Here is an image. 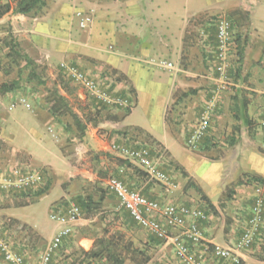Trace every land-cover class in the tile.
Wrapping results in <instances>:
<instances>
[{
  "label": "crops",
  "instance_id": "crops-1",
  "mask_svg": "<svg viewBox=\"0 0 264 264\" xmlns=\"http://www.w3.org/2000/svg\"><path fill=\"white\" fill-rule=\"evenodd\" d=\"M46 4L42 13L39 14H35L34 11L27 16L14 15L10 11L2 16L0 18V37H8L10 34L19 37L22 42V54L44 67L47 66L50 73L55 71L56 60L62 57L71 58L81 65L80 69L96 78L103 77L105 73L116 71L125 81L117 84L114 90L120 96H125L128 89L131 88L136 104L127 117H124L123 111L109 112V109H106L102 111L97 121H85L86 130L82 139L77 138L78 132L73 123H70L73 126V131L65 132L59 121L60 118L54 117L51 109H35L29 115L30 117L26 118L28 122L29 120L46 121L48 125L58 126L55 142L52 141L55 146L42 143V150L39 151L15 147L8 140L10 116L8 113V128L4 136L11 148L21 155L30 156L36 169L48 171L52 178V184L48 192L32 204L0 209V223L8 219L17 220L21 224L29 226L46 245L55 234V224L53 221L48 223L46 220L35 218L36 207L41 204V201H48L46 204L47 215L52 220L51 214L54 207L56 205L60 208L65 206H60L57 203L66 198L62 187L71 179L81 177L90 182L99 183L100 186L106 181L105 176L109 175L108 178H111L117 169V173H124L125 179L130 181L128 186H135V189H139L138 191L148 198L162 203H166L168 200V203L185 205L192 209L204 207L209 210L208 220L199 223L204 242L199 247L198 256L202 259V264H205L209 258L217 260L206 253L205 244L235 248L249 215V212L244 215V207L248 201L251 203L253 199L252 185L245 181L242 184L239 182L244 175L264 179V0H224L223 2L222 0H46ZM10 5L14 7L15 3H10ZM238 9L249 15V25L243 60L239 63V66L242 67L241 71L246 74V77L244 76L245 83L243 85L235 84L234 87L246 90L248 95L254 99L246 101V111L241 109L240 132L236 136L237 142L224 153V156L211 159L206 156L205 152L201 153L200 150L191 149L194 153H198L205 163L215 164L218 167L217 174L208 171L207 175L201 177L207 188L211 189L213 185L215 187V183L217 184L215 189L208 192L192 173L194 163L196 167L202 161L185 154L184 156L193 160L188 161L181 157L179 159L178 148L173 151L172 147H175L174 140L178 138L184 137L187 141L183 131L185 123L195 121L197 124L202 109L207 104L213 103L215 106L216 104L213 99L204 100L207 96L202 93H206V90L198 92L200 96L196 101L187 104L180 102L174 105V103L177 100L178 91L187 93L189 89H195L206 80L213 81L217 85V79L210 78V76L204 78L200 75V80L186 79L188 71L170 72L160 68L159 63L168 60L179 67V61L183 55L186 56L188 53L187 49L191 50V53H188L190 60L194 59L193 56L197 55L196 49L188 46L186 36L201 28V24L204 26L202 20L211 16L226 15ZM78 12L89 14L93 18L92 23L86 29L80 28L76 18ZM227 18L229 19V17ZM231 23L233 28V22L231 21ZM190 43L194 44L192 41ZM3 50L7 55L8 48L2 42L0 43L1 54ZM234 55L233 49L227 65H231V59L236 60V55ZM199 60H203V57ZM208 60L209 64L210 58ZM6 61H8L6 56L0 58V65L2 66ZM70 84L77 89L78 98L85 101L87 98L83 90L71 82ZM200 101L206 105L200 104ZM172 105L174 106L172 107ZM139 109H144L145 116ZM152 109H161V124L156 127L151 123ZM217 110L215 108L213 110L214 117ZM169 112L172 113L175 120L179 118L184 122L180 126L169 125L166 121ZM76 113L83 118L81 111L76 110ZM108 114L116 116L118 121L106 119ZM228 114L231 116L230 112ZM148 115L150 117H147ZM218 115L216 122H219V133L227 129L230 134L234 125L231 119L228 128L225 124L224 127L221 126V118L226 117L227 119V111L225 110L224 115L222 113ZM248 118L254 122L257 121L256 127L260 124L257 132L251 135ZM178 128L181 131H178ZM135 129L141 130L144 135H148L156 141L167 152L168 162L178 165L194 179L201 192L216 209L217 214L210 211L207 203L201 199L200 193L194 189L185 190L186 180L181 171H176L174 177L176 188L169 193L160 183L161 186L156 189L148 187L149 182L141 187L138 186L145 182V179L138 177L132 170L117 164L113 158L109 157L108 154L117 157L110 151L111 145L125 141L130 136V131ZM212 135L218 138V141L225 143L224 134L221 137H217L216 133ZM213 142L215 143L214 139ZM207 153L213 152L207 151ZM227 183L237 186L235 190L238 195L233 196L229 202H224ZM56 188L58 189L56 198L49 200L51 192ZM248 189L251 193L246 197L245 192ZM114 202L117 203L116 197ZM223 202L227 208L221 209ZM21 209L29 210L24 217L14 214L15 210ZM224 213L232 220L228 221V226L223 220ZM241 220H243L242 223ZM90 221L84 218L78 221L74 232L63 242L61 252L59 251L60 256L64 249L69 248V245L70 248L76 246L85 252L92 249L94 240L90 236V231H87ZM194 223H196L195 219H188V225ZM181 232L174 230L173 234L181 235ZM151 236L154 238L153 235ZM191 246L197 245L191 244ZM262 257H264L262 246H254L251 250L243 253L241 261L243 264H264ZM61 260L62 258H59V261ZM218 262L220 261L217 260ZM223 262L226 263V261Z\"/></svg>",
  "mask_w": 264,
  "mask_h": 264
},
{
  "label": "rangeland",
  "instance_id": "rangeland-1",
  "mask_svg": "<svg viewBox=\"0 0 264 264\" xmlns=\"http://www.w3.org/2000/svg\"><path fill=\"white\" fill-rule=\"evenodd\" d=\"M17 0H0V8L7 3L14 4ZM224 0H222L223 2ZM15 6V5H14ZM43 9H39L35 11V14L42 13ZM240 11V10H239ZM227 15V16H226ZM226 15H217V16H211L208 18L210 20L211 18H220V17H229V19L233 22L234 25V34L237 33H243L245 36H248V25L249 20L248 14L246 12H241V15L237 16V11H233ZM77 18V17H76ZM207 20V21H208ZM205 21L203 26L201 23V28L195 30L194 32H190L186 39L188 41V46L190 48H195V53L197 55H194L192 60L189 58V54L191 53L190 49H187L186 51L189 53L183 55V58L179 61V70L182 71H188L189 74H186V79L190 78L200 80V76L205 77H213V79H217V75L215 72V60H214V47H215V28L213 24V20ZM12 30V29H11ZM7 41V42H6ZM13 41H16L18 44L17 46V53L20 55L22 54L21 44L19 37L15 36L14 34L8 35V37H0V43L3 42V44L6 45V43H10ZM193 42L194 44H191L190 42ZM208 49V50H207ZM9 51V50H8ZM202 51H204L202 53ZM14 55V54H13ZM6 56L4 50L2 51V54L0 53V58H4ZM197 56V58H196ZM213 58L211 59V57ZM230 56V55H229ZM203 57V60H199V58ZM210 58V63L208 64V59ZM14 60H18L17 62H12V60H8L6 62H3L4 64L0 65V85L2 83H11L16 82L18 83V87L15 90V92L7 95H1L0 94V171L5 172L6 170L11 169L14 167L19 160L28 161L34 166V162L32 158L28 155H21L20 153H17L14 149L11 148L8 140L14 144L15 147H25L32 151H39L42 150V145L47 144L50 146H55V144L52 143V141L55 142V136L57 134V127L55 125L47 124L46 121H40L35 122L29 120L27 121V117H30L32 111L35 109H51L52 103L55 99L56 95H62L67 104L68 107L73 109L75 112L81 111V113H84L87 111V109H96L94 106H90L89 102H87V99L85 101H82L80 98H78L76 92L77 89L71 86V84H68V79L63 75V73L60 70V65L62 63H68L77 67H81V65L77 62H74L71 58L68 57H62L56 60L54 66L55 71L53 70L52 73L48 71L47 66H43L40 63H37L32 58H30L31 62H25L22 58L14 57ZM4 61V60H3ZM234 59L230 60L231 65L227 66V74L231 80V82L235 84H244L246 74L244 71H241L238 73L236 71V65H235ZM183 74V73H181ZM241 74V75H240ZM184 75V74H183ZM67 83L68 85V91L62 90L60 88V83ZM207 82V83H206ZM205 83L200 84L196 86L195 89H189L187 93H189L187 96H184L186 93H183L182 91H178L176 95V103H182L185 102L191 103L193 101H196L198 99V96L200 94L199 91L206 90L207 92L202 93V95L207 96L204 98L206 101L207 99H213L214 103L216 104L215 109H218L215 111V117L213 116V128L215 130H212L211 135L216 133V136L221 137L224 134V137L227 139L232 135V129L233 126L236 124L234 117H233V110L239 109V116L242 114V110L244 109V103L249 100H253L254 97H251L248 95V92L244 89H238L234 86L227 87L226 89L221 88L219 85L214 84L213 81L206 80ZM63 83V84H64ZM232 83V84H233ZM195 91V94L194 92ZM84 92V91H83ZM85 93V92H84ZM86 98L87 95L85 93ZM215 97V98H214ZM208 102V101H207ZM26 105H29L30 108L26 107ZM250 104V102H248ZM200 104L206 105L203 101H200ZM172 105V107L174 106ZM209 106H212V104H207L202 111ZM109 112H118L122 111L121 109L115 108V107H109ZM144 114V109H139ZM171 110V109H170ZM173 110V109H172ZM225 110L227 111V119L221 118V126L224 127V124L229 125L230 119L232 120V123L234 124L231 129V133L229 134V131L227 129L222 130V132L219 133V122H216L219 116V113H222L224 115ZM201 111V112H202ZM228 112H230L231 116H229ZM10 113L9 116V129H8V140L4 136L7 132L8 124H7V115ZM140 113V112H139ZM161 109H152V121L151 123L156 127L161 124ZM214 114V113H213ZM182 115V114H181ZM84 118H87L86 115H83ZM113 116V114H112ZM147 117H150L148 115ZM231 117V118H230ZM60 123L63 125L65 132H72L73 126L70 123H73V120L69 116H63L60 118ZM169 125H175L180 126L182 122H184L183 119L178 120L172 117V113L169 112V116L167 117V120ZM253 121V120H252ZM254 122V121H253ZM257 121L255 120L253 124V128L251 129V134L256 133L258 125L256 124ZM196 122H187L184 125V135L186 137V140L188 139L193 127L195 126ZM239 124V123H238ZM74 125V124H73ZM178 131H181L179 128ZM227 130V131H226ZM221 131V130H220ZM131 133L133 131H130ZM123 133V132H122ZM258 133H260L258 131ZM250 134V135H251ZM215 137V136H214ZM213 135L211 136L212 139L215 140V144L212 145L213 148L208 152L213 153H207V151H201V153L205 152L207 157H210L211 159H217L222 156H224V153L230 148L227 146L226 141L225 143H222L220 140L218 141V138H214ZM264 137V136H263ZM176 139V138H175ZM181 139V140H180ZM178 138L174 140L175 147H172L173 151H175L176 148H178L179 153L177 154L178 158H185L188 161L193 160L192 158H189L185 155H189L190 157H196V159H199L201 162H199L196 167L195 163L193 165V171L192 173L194 176L198 179V181L203 185V187L209 192V190H213L216 188L214 185L211 187V189L205 186L203 181L201 180L202 176H205V174L210 171L211 173L217 174L218 173V167L217 165L213 164H207L204 162V160L198 156V153H194L191 149L188 148L186 145V141L184 137ZM171 140V138H170ZM43 143V144H42ZM214 143V142H213ZM183 151V152H182ZM264 152V151H263ZM194 153V154H193ZM65 154V152H64ZM115 160V156H110ZM116 162V161H115ZM36 168V167H35ZM39 170V169H38ZM166 170L170 177L172 178L173 182L176 184V180L174 179L176 174V169L172 165H168L166 167ZM41 171V170H40ZM117 169H115V173H113V176H120V178H124V173H117ZM207 175V174H206ZM107 176V177H106ZM105 176V182L103 184L101 183L99 186V183L90 182L84 178L77 177L70 180V182L66 183L62 189L64 191V194L66 195V198L60 200L57 204L64 206L69 203H75L82 207L83 209V215L82 218L91 220L90 223L87 225L89 228L87 231H90V236L92 237V240H95L98 235H102L104 229L106 227H109L111 231H114L117 233V235L123 234L124 236V243L129 244L132 247V250L128 251L124 249L122 251V258L124 260V264H142V262H145L146 259H149V262L147 264H182L176 257L175 251L172 245H166L164 242H161L159 240L154 239L149 233H147L145 230H143L141 227H139L136 223L132 221V219L129 217V215L120 207V205L116 202H114L115 197L110 193L108 190V181L110 178L109 175ZM126 183L129 184L130 181H127L125 179ZM107 182V183H106ZM148 182V181H147ZM146 184V181L142 184H139L138 186H143ZM148 187L157 188L159 183L154 182L147 184ZM236 185L235 184H226V193H225V201H230L227 199V195L230 194L231 197L237 196L238 192H236ZM135 188V186L133 187ZM160 189V188H159ZM139 190V189H138ZM58 189L56 188L53 192H51L49 200H53L56 198V193ZM102 191V192H101ZM35 193L34 190L31 189H18V190H12L10 192H5L0 199V209H3L5 207H20L21 204H32L34 203L35 198L33 197V194ZM251 191L248 189L245 192V196L248 197L250 195ZM103 197V202L101 203L100 198ZM243 197V196H241ZM92 198L94 201L101 203V209L100 211L88 214L85 212V203L88 202V199ZM48 201L44 200L41 201V204L36 207L37 213L36 217L37 219H40L42 221L46 220L48 223H51L52 220H50V217L47 215V208L46 204ZM168 200H166V203ZM224 202L221 204V209L227 208L226 204ZM112 207V208H110ZM251 207V203L248 201V204L244 207L245 212L244 215H246L249 212V209ZM117 208V210H115ZM113 209V210H111ZM200 210L206 212L208 217H210V212L207 208L201 207ZM29 210H15L14 214L18 216L26 215V213ZM20 214V215H19ZM223 220L226 221L227 226L229 225V218L226 213H224ZM12 221H17L14 219H8L7 221H3L0 223V233L9 241V243L12 245L15 251L22 254L28 264H39L41 255L44 251L45 245L41 242V240L35 235L33 238H28L27 234L21 232L17 225H12ZM232 221V220H231ZM243 220L240 222L242 223ZM73 239V238H72ZM204 242L201 241V244L197 246H191L192 251L196 256H199V247ZM72 246V245H71ZM68 247V245H66ZM65 248V246H64ZM126 248V247H125ZM61 248L56 252V254L53 256L50 264H106L104 261H93L88 262L85 258V256L82 253V249L78 247H71L69 245V248L64 249V252H62L61 256L60 253ZM59 258H62L61 261H59ZM209 258L205 264H229L231 262H223L219 260L220 262L217 263V260H212ZM0 264H5L2 257L0 256ZM232 264V263H231Z\"/></svg>",
  "mask_w": 264,
  "mask_h": 264
},
{
  "label": "built area",
  "instance_id": "built-area-1",
  "mask_svg": "<svg viewBox=\"0 0 264 264\" xmlns=\"http://www.w3.org/2000/svg\"><path fill=\"white\" fill-rule=\"evenodd\" d=\"M81 29H86L93 21L92 16L82 12L76 13ZM218 63L216 67L217 85L226 89L235 86L227 74L229 53L234 45L232 23L227 17H220L217 21ZM159 67L170 72L178 73L179 68L171 61L163 60ZM60 69L63 75L74 85L81 88L88 98L100 105L118 109H133L134 96L127 93L120 96L115 90L117 84L109 75L93 77L77 66L62 63ZM233 83V84H232ZM206 107L200 114L198 123L193 127L186 145L192 150H198V145L207 137L212 136L213 110L215 105ZM25 106L30 108L29 105ZM130 145L114 143L110 151L117 157L128 160L141 168L149 177L150 182H158L167 192L176 188V184L165 171L169 165L167 152L154 144L146 142L144 136L133 135ZM45 185L43 174L24 160L17 161L16 165L5 172L0 171V199L5 192L18 189H31L35 192ZM108 189L113 193L121 208L126 209L134 221L145 231L166 245H172L177 259L182 264H202V259L196 256L191 244H201L202 237L199 223L208 220L206 212L192 209L175 203H162L148 199L140 192H134L121 180L110 178ZM253 187L252 205L246 225L235 248L205 244L207 254L217 260L231 261L240 264L244 252L254 246L264 245V185L251 184ZM61 209L60 211H58ZM82 218V211L75 203H69L63 208L56 207L51 214L55 224V234L45 245L39 264H50L55 253L63 242L74 232L78 221ZM195 219L196 223L188 225V219ZM182 231L181 235H174L173 231ZM0 256L5 264H28L25 257L14 250L9 241L0 233Z\"/></svg>",
  "mask_w": 264,
  "mask_h": 264
},
{
  "label": "trees",
  "instance_id": "trees-1",
  "mask_svg": "<svg viewBox=\"0 0 264 264\" xmlns=\"http://www.w3.org/2000/svg\"><path fill=\"white\" fill-rule=\"evenodd\" d=\"M46 0H17L15 3V6L12 7L10 4H6L4 6H2L0 8V18L2 16H4L5 14L9 13L10 11H12V13L14 15H30L31 13H33L36 10L39 9H43L46 7ZM236 10L237 11V15H241V12L243 13L242 10ZM248 16V20H249V15ZM208 18L202 20L201 22H203V24L205 21H207ZM210 20H213V24H214V30H215V47H214V60H215V72H216V67H217V63H218V54H219V50H218V38H217V33H218V29H217V21L218 18H211ZM208 20V21H210ZM207 21V22H208ZM205 26V25H204ZM234 28V25H233ZM232 28V31H233ZM232 36H233V42H234V48H231V52L234 49L235 55H236V61H235V65H236V71L238 73L241 72V66H239V63L242 62L243 60V55H244V50L247 44V36H245L243 33H237L234 34L232 32ZM7 42V41H6ZM17 46L18 44L16 43V41H13L10 43H6V47L8 48V54L6 55L7 60H12V62H18V60H14V57L16 55V57L22 58L25 62H31L30 58L27 55H20L19 53H17ZM231 52L229 54H231ZM14 54V55H13ZM234 55V56H235ZM228 64V63H227ZM228 66V65H227ZM104 75H109L113 81L115 82H122L125 81V79L116 71H111L108 73L103 74ZM216 75L218 76L217 72ZM62 83H60V88L62 90H65L66 92L68 91V85L67 83H64L63 81H61ZM68 84H70V81H67ZM64 83V84H63ZM18 87V83L16 82H11V83H2L0 85V94L1 95H7V94H11L13 92H15V90ZM195 94V91H193ZM127 93L134 95V92L131 88L128 89ZM189 93H186L184 96H187ZM87 100H89V105L90 106H94L96 109H87V111H85L83 113V115H86L87 118H83L77 114L73 109H71L70 107H68V104L65 100V98L62 95H56L55 99L52 103L51 106V112L52 115L56 118H61L63 116H69L72 120H73V124L78 132L77 138L78 139H82L85 135V130H86V124L84 123L86 122H93V121H97V119L101 116V113L103 110L108 109V106H104V105H100L98 104L96 101L87 98ZM134 102L136 104V100L134 97ZM244 111H246L247 109V103H244ZM110 110V109H109ZM124 112V117H127L130 112L132 111V109H121ZM233 117L234 120L236 122V124L233 126L232 129V135H230V137L227 139L226 144L228 147H233L237 140H236V136L237 134H239L240 132V126H239V121H240V117H239V109H234L233 110ZM106 119H111V120H115L118 121V118L116 116H112V115H107ZM248 121V125H249V130H250V134H251V129L253 128V124L254 122L252 120H250L249 118L247 119ZM142 135L144 136L146 142H148L149 144H154L157 147H160L158 143H156V141H154L150 136L148 135H144L143 132L141 130L135 129L130 136L125 139V141L121 142V144H126V145H130V142H132L133 140V135ZM215 143H213V139L211 138V136H207L205 137L201 143L198 145V150L200 151H210ZM161 148V147H160ZM115 161L117 164L121 165V166H125L127 169L132 170L138 177H141L143 179H145V181L150 182L149 181V177L148 175L141 169L139 168L137 165L133 164L132 162L128 161V160H123L119 157H115ZM169 165L174 166V168L176 169V171H181L183 178L186 180V185H185V190H189V189H194L195 191H197L198 193L201 194V199L203 201H205L210 209L211 212H214V214H217L216 209L210 204L209 200L206 198V196L201 192L200 188L196 185L194 179H192L183 169H181L178 165H175L173 162L169 161ZM167 172V170H165ZM44 180H45V185L40 188L38 191H36L33 194V197L35 198V200H37L38 198H40L42 195L46 194L48 192V190L51 187L52 184V178L49 175V172L46 171L45 169L41 170ZM111 178H116L119 179L121 181H123L126 185V181L124 178H120V176H114ZM246 182L247 184H253V183H260L264 185V179L260 178V177H255V176H249V175H244L242 176L241 181L239 182V184H242L243 182ZM153 183V182H151ZM128 186V185H127ZM129 189L131 191L134 192H139L137 189L128 186ZM109 190V189H108ZM102 192V191H101ZM111 193V192H110ZM143 196L147 197L146 195H144L142 192H140ZM114 197H116L113 193H111ZM148 198V197H147ZM117 199V197H116ZM151 199V198H148ZM227 199L231 200L232 197L230 194L227 195ZM101 203L103 202V197L100 198ZM153 200V199H152ZM36 202V201H34ZM101 203L94 201L92 198L88 199V202L85 203V209H86V213H93L94 211L98 212L101 209ZM117 203L119 204V201L117 199ZM78 205V204H76ZM120 205V204H119ZM252 205V202H251ZM21 207L23 206H27V204H21L19 205ZM61 206V205H60ZM79 206V205H78ZM57 207V205H56ZM54 207V210L55 208ZM59 207V206H58ZM81 211H82V215H83V209L81 206H79ZM251 208V207H250ZM128 215L129 217L132 219V221L134 223H136L134 221V219L132 218V216L130 215V213L122 208ZM137 224V223H136ZM12 225H17L19 230L25 234H27L28 238H33L35 236V233L32 231V229L24 224H21L18 221H12ZM138 225V224H137ZM139 226V225H138ZM140 227V226H139ZM156 240V237H154ZM124 236L123 234L117 235L116 232L111 231V229H109V227H106L102 233V235H98L96 237V239L94 240V244L91 250H89L88 252H85L84 250H82L83 255L85 256L86 260L90 263L93 261H104L106 262V264H124V260L122 258V251L124 249L130 251L132 250L131 245L129 244H125L123 246L124 243ZM161 242H164L162 240H159ZM62 247V246H61ZM60 247V248H61ZM126 247V248H125ZM262 252L264 254V246H262ZM56 254V253H55ZM262 259L264 260V257H262ZM223 261V260H221ZM149 262V259H146L145 262H142V264H147ZM240 264H243L242 261H240Z\"/></svg>",
  "mask_w": 264,
  "mask_h": 264
}]
</instances>
